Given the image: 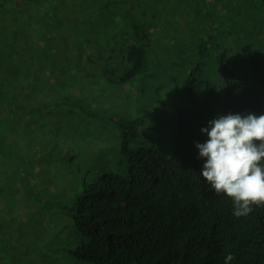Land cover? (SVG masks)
<instances>
[{"label": "rangeland", "instance_id": "374dc122", "mask_svg": "<svg viewBox=\"0 0 264 264\" xmlns=\"http://www.w3.org/2000/svg\"><path fill=\"white\" fill-rule=\"evenodd\" d=\"M135 24L148 33L142 42L149 62L142 74L121 82V70L131 65L126 58L136 41ZM246 46L264 52V0H7L0 5V100L1 93L8 100L5 107L0 103V264H71L72 249L84 239L68 212L75 198L86 182L105 172H128L122 132L110 116L141 120V139L171 156L193 68L202 59L221 94L225 64L256 84ZM109 66L116 68L114 81L103 74ZM4 71L9 85L49 88L38 95L32 112L37 120L4 118L21 110L2 90ZM60 83L73 87L63 89ZM218 112L226 115L221 107Z\"/></svg>", "mask_w": 264, "mask_h": 264}, {"label": "trees", "instance_id": "16d2710c", "mask_svg": "<svg viewBox=\"0 0 264 264\" xmlns=\"http://www.w3.org/2000/svg\"><path fill=\"white\" fill-rule=\"evenodd\" d=\"M38 1L46 0H25ZM133 27L136 41L126 58L131 65L121 70V82L142 74L149 62L142 42L148 33ZM244 52L255 70L253 85L225 64L221 94L202 59L193 68L171 156L141 139V120L110 116L122 132L128 172H105L86 182L75 198L68 212L84 239L72 249L71 264H225L229 253L234 257L230 264H264V207L247 217L234 216L231 200L203 179L205 160L196 147L208 139L201 130L220 116L218 107L226 115H264V52L252 46ZM102 69L105 79L114 81L116 68Z\"/></svg>", "mask_w": 264, "mask_h": 264}, {"label": "clouds", "instance_id": "9594fccd", "mask_svg": "<svg viewBox=\"0 0 264 264\" xmlns=\"http://www.w3.org/2000/svg\"><path fill=\"white\" fill-rule=\"evenodd\" d=\"M201 131L208 137L196 144L203 179L231 200L237 218L264 207V115H222ZM233 259L229 253L225 264Z\"/></svg>", "mask_w": 264, "mask_h": 264}, {"label": "crops", "instance_id": "0c3cea01", "mask_svg": "<svg viewBox=\"0 0 264 264\" xmlns=\"http://www.w3.org/2000/svg\"><path fill=\"white\" fill-rule=\"evenodd\" d=\"M83 61H85V60L83 59ZM20 68L22 69V66H20ZM8 73H9L8 71H4L2 73L1 78H2V83H4L2 85V90L5 89L7 91V93L11 94L12 97H14L16 99V102L13 104L11 101H9V102L12 105L18 106L19 108H21V110H19V112H15V111L11 110L9 112V114L8 113L5 114L6 117H4V118H8L9 116H12L13 118H16L18 120L17 123H24V121H26V120L31 122L30 121L31 118H33V120L34 119L37 120V118H39V116L32 114V112L35 108L38 107V102L40 101L38 98V95L41 93L42 89L48 88V87L42 86V89H41V87H38L34 83H29V84L25 85L22 82H14L13 84L9 85L8 83L10 81V77L7 76ZM15 74H17V73H15ZM12 78L15 79V75H13ZM50 83L52 85H54L55 83H57V81L55 82L54 80H52V81H50ZM59 85L63 89H65L67 87H73L72 84H69V83H60ZM20 92L23 94L21 95ZM1 94H2L1 99H3L4 102L2 100H0V103H2L3 107H5L8 100L3 97V93H1ZM49 97L52 98V97H54V95L50 94ZM27 104H28V106H25ZM95 107H98V105H95ZM21 114H23V116H21ZM3 116H4V114H3ZM98 118H100V117L98 116L97 120H98ZM17 140L22 141L21 138H19ZM18 149H20V148H18Z\"/></svg>", "mask_w": 264, "mask_h": 264}]
</instances>
